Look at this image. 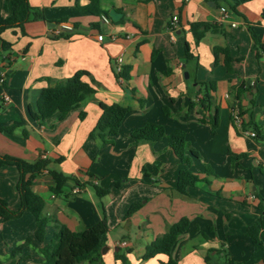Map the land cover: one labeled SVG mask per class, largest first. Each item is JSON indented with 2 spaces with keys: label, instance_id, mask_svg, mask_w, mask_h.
<instances>
[{
  "label": "crops",
  "instance_id": "0c3cea01",
  "mask_svg": "<svg viewBox=\"0 0 264 264\" xmlns=\"http://www.w3.org/2000/svg\"><path fill=\"white\" fill-rule=\"evenodd\" d=\"M29 3L42 18L25 23L23 30L1 33L7 45L0 41V73H5L0 128L13 129L0 131V154L46 161L32 184L43 200L45 235L41 241L35 237L38 221L28 210L10 221L0 218V261L7 264L14 247L30 237L20 264H38L39 250L52 239L56 223L80 231L105 216L107 239L93 264H164L165 254L142 255L182 217L189 225L171 248L177 264H264V251H254L245 235L257 218L264 221V210L258 209L264 208V51L259 48L264 45V0H100V15L84 8L88 0ZM8 14V0H0V21ZM173 17L177 24L169 27ZM193 22L216 25L218 31L206 30L195 42ZM63 23L72 29L56 34ZM215 46L228 50L229 70ZM119 59L127 80L119 81L115 73ZM77 70L89 73L84 80L95 93L62 119L57 114L32 119L29 111L36 112L42 88ZM208 81L216 86L215 132L212 107L202 114L198 106L188 108ZM238 86L243 89L239 97ZM100 103L129 108L117 134L90 136ZM147 122L161 124L167 134L181 129L196 153L189 170L199 180L184 193L175 189L184 164L167 139L135 143L130 136ZM249 122L260 126L261 138ZM51 172L67 179L57 187ZM17 180L15 166L0 168V197L13 210L20 205ZM96 187L107 192L98 196ZM133 204L138 207L128 214ZM261 240L264 244V235Z\"/></svg>",
  "mask_w": 264,
  "mask_h": 264
},
{
  "label": "trees",
  "instance_id": "16d2710c",
  "mask_svg": "<svg viewBox=\"0 0 264 264\" xmlns=\"http://www.w3.org/2000/svg\"><path fill=\"white\" fill-rule=\"evenodd\" d=\"M9 14L0 21V41L2 47H6L7 42L2 40L1 33L7 29L20 28L23 30V25L29 21L42 18L41 11L30 5L29 0H8ZM77 8H80L77 6ZM87 11L94 15H100L103 11L100 8V0H88V4L84 7ZM264 17V11L262 13ZM203 26V29L201 27ZM171 27V22L169 24ZM206 30L213 32L218 31V27L213 24L193 22L190 24V31L195 42L200 40ZM55 35V38H59ZM259 48L264 51V45H259ZM222 52L224 54V64L227 70L230 69L231 58L228 50L224 47L215 46L214 52ZM186 59L190 58L188 46L185 47ZM124 80H127L128 75L126 69L121 67L119 74ZM89 76L85 70H77L70 77L56 82L54 85H47L42 88L41 93L37 99L36 112L29 111L30 117L37 121H43L55 114L59 119H62L71 109L80 104L82 100L95 93V88L90 82L85 81L84 78ZM216 90L215 83L208 81L203 83V89H199L197 93L200 94L196 102H189L188 108L198 106V112L202 114L203 110H210L213 108L214 113L210 116V128L215 132L218 126V107L213 105V92ZM243 89L238 86L236 89L237 97L242 94ZM101 113L98 117L94 133L99 137L104 138L105 135H115L125 117L129 108L124 107L118 103L99 104ZM214 106V107H213ZM163 112L168 114L167 107H163ZM264 112V107H263ZM84 113H80L82 118ZM253 131H255L258 138H261L260 126L256 123L249 122ZM13 127H3L0 131L10 132ZM130 136L135 143L138 142H154L161 138L167 139V144L173 151L174 155L184 164V167L179 170L175 189L184 193L186 188L196 183L199 178L196 174L189 170L191 162L190 157L196 156V153L190 148L185 134L181 129L175 128L170 133H166L161 124L147 122L140 127L132 129ZM233 158L238 156L231 155ZM5 165L15 166L18 170V180L15 189L18 192L20 205L19 208L13 210L9 208L7 202L0 197V218L3 221H10L18 218L25 210H28L38 221V226L35 232V237L38 240H43L45 235L46 219L42 216L43 200L32 190L34 178L45 168L46 161L38 159L34 162H27L20 158L9 155L0 154V168ZM51 175L57 187L67 178L60 173L51 172ZM57 192V189H53ZM98 196L104 195L107 190L95 188ZM138 207V204H133L128 214L133 212ZM258 209L263 212L264 208L259 205ZM189 219L186 217L180 218L175 223L169 225L166 231L153 240L142 255L143 259L154 257L156 254H165L168 258L164 264H177L171 256V248L178 237L187 229ZM107 223L105 216L95 224L80 230L73 231L61 223H56L55 230L50 242L39 250L43 259L38 264H93L99 259V252L107 239ZM245 235L250 239L253 250L264 251V244L261 240L264 235V221L262 218H257L250 224ZM31 238L28 237L25 241L14 247L10 253V260L7 264H20L23 260L19 254L24 246L28 245ZM115 257L120 258L123 263L126 258L115 253ZM0 264H3L0 261Z\"/></svg>",
  "mask_w": 264,
  "mask_h": 264
},
{
  "label": "built area",
  "instance_id": "2783aa9c",
  "mask_svg": "<svg viewBox=\"0 0 264 264\" xmlns=\"http://www.w3.org/2000/svg\"><path fill=\"white\" fill-rule=\"evenodd\" d=\"M220 10L222 12V19H226L228 17V15H229L227 9L224 6H222L220 8ZM101 18H102V21L103 22H107V19L105 17H101ZM176 24H177V18L173 17L171 19V27L175 26ZM71 29H72V27L70 25H68L66 23H63L60 26L59 30L56 31V34H59L61 30H71ZM96 38H97V40L101 41L103 39V35L102 34H98ZM120 71H121V65H120V59H119V60H117V64L115 66V73L116 74H119ZM4 78H5V73L2 71L0 73V82H3ZM118 79H119V81H122V79H121L120 76H118ZM250 135L252 137H254L255 136V133L254 132H251Z\"/></svg>",
  "mask_w": 264,
  "mask_h": 264
},
{
  "label": "water",
  "instance_id": "95a60500",
  "mask_svg": "<svg viewBox=\"0 0 264 264\" xmlns=\"http://www.w3.org/2000/svg\"><path fill=\"white\" fill-rule=\"evenodd\" d=\"M185 76L187 77V73H185ZM101 248H102V251H103V248H104V247L102 246Z\"/></svg>",
  "mask_w": 264,
  "mask_h": 264
}]
</instances>
